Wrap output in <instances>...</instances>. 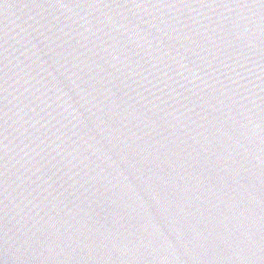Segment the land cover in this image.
<instances>
[{
	"label": "water",
	"instance_id": "obj_1",
	"mask_svg": "<svg viewBox=\"0 0 264 264\" xmlns=\"http://www.w3.org/2000/svg\"><path fill=\"white\" fill-rule=\"evenodd\" d=\"M0 264H264V0H0Z\"/></svg>",
	"mask_w": 264,
	"mask_h": 264
}]
</instances>
